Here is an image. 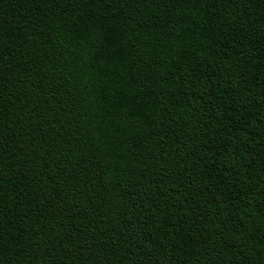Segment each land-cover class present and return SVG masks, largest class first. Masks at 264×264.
I'll list each match as a JSON object with an SVG mask.
<instances>
[{"label": "trees", "instance_id": "obj_1", "mask_svg": "<svg viewBox=\"0 0 264 264\" xmlns=\"http://www.w3.org/2000/svg\"><path fill=\"white\" fill-rule=\"evenodd\" d=\"M0 264H264V0H0Z\"/></svg>", "mask_w": 264, "mask_h": 264}]
</instances>
